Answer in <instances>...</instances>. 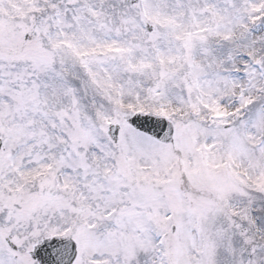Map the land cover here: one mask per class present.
Masks as SVG:
<instances>
[{"label":"snow or ice","instance_id":"obj_1","mask_svg":"<svg viewBox=\"0 0 264 264\" xmlns=\"http://www.w3.org/2000/svg\"><path fill=\"white\" fill-rule=\"evenodd\" d=\"M0 264H264V0H0Z\"/></svg>","mask_w":264,"mask_h":264}]
</instances>
